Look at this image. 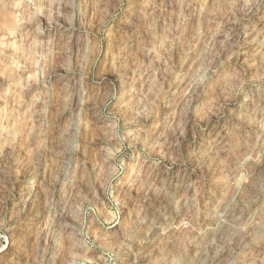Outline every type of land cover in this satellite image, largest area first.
Segmentation results:
<instances>
[{
  "label": "clouds",
  "instance_id": "clouds-1",
  "mask_svg": "<svg viewBox=\"0 0 264 264\" xmlns=\"http://www.w3.org/2000/svg\"><path fill=\"white\" fill-rule=\"evenodd\" d=\"M0 264H264V0H0Z\"/></svg>",
  "mask_w": 264,
  "mask_h": 264
},
{
  "label": "bare ground",
  "instance_id": "bare-ground-1",
  "mask_svg": "<svg viewBox=\"0 0 264 264\" xmlns=\"http://www.w3.org/2000/svg\"><path fill=\"white\" fill-rule=\"evenodd\" d=\"M161 195H163V193Z\"/></svg>",
  "mask_w": 264,
  "mask_h": 264
}]
</instances>
